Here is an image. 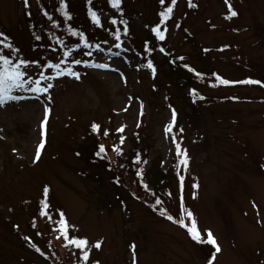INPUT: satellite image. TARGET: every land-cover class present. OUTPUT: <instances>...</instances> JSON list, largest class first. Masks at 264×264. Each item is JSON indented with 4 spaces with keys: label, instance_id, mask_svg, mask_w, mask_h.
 I'll return each mask as SVG.
<instances>
[{
    "label": "rangeland",
    "instance_id": "rangeland-1",
    "mask_svg": "<svg viewBox=\"0 0 264 264\" xmlns=\"http://www.w3.org/2000/svg\"><path fill=\"white\" fill-rule=\"evenodd\" d=\"M229 2L237 12L231 19L225 18V0H192L196 7H189V0H176L175 5L171 0L164 4L122 0L123 18L128 21L125 35L123 25L110 23L121 17L109 0H93L91 5L101 17V26L88 17L86 0H68L72 27L85 33L90 44L86 48L79 36L61 29L49 28V32L58 34L64 45L45 35L41 42L34 39L36 24L30 30L26 17L49 9L63 17L59 0H29L28 8L24 0H0V32H7L24 58L57 62L71 48L68 66L81 73L79 80L65 76L52 81L50 100L18 90L13 94L26 99L0 107V264H44L24 251L19 233L10 228L15 225L29 237L33 226L21 215L29 210H21L42 198L57 215L54 225L60 226L57 219L63 213L69 231L89 240L87 264H133V256L135 264H208L212 256V264H264V86H225L213 75L264 83V0ZM167 7H173V13L160 25L165 32V40L160 41L150 29L160 23L159 13ZM116 28L121 30L119 49L112 35ZM72 59L110 67L74 65ZM148 59L157 68L155 78L142 66ZM41 70L50 74L47 68ZM177 71L184 78L175 75ZM44 107L51 111L41 128ZM172 109L177 118L169 133L165 129L172 124ZM94 123L99 130L93 131ZM94 139L105 146L114 167L137 146L146 156L144 165H135L143 173L152 164L162 172L170 169L175 178L168 173L170 188L167 180L160 181L168 187L163 200L158 198L161 203L149 200L158 195L152 186L147 187V196L141 184L132 180L134 188L129 192L122 185H112L107 174L97 180L92 173L85 176L87 165L75 151L79 146L88 149ZM40 140L45 147L34 162ZM177 143L187 151L186 167L179 163ZM117 193L122 195L119 203ZM185 210L193 213L205 239L207 230L212 231L219 253L193 241L186 228L160 215L164 211L174 220L185 218L190 226ZM47 233L60 254L77 262L56 229ZM97 241L99 249L94 247Z\"/></svg>",
    "mask_w": 264,
    "mask_h": 264
},
{
    "label": "snow or ice",
    "instance_id": "snow-or-ice-1",
    "mask_svg": "<svg viewBox=\"0 0 264 264\" xmlns=\"http://www.w3.org/2000/svg\"><path fill=\"white\" fill-rule=\"evenodd\" d=\"M109 3L113 9H115L120 14V19L117 20L116 18L111 19L110 23L111 25H117L118 23L120 25H123V32L125 35L128 34V21L123 18V10L121 8L122 0H109ZM160 4H164L165 0H159ZM172 5L176 4V0H171ZM225 3L228 5V14L226 15V19H231L232 17H235L237 15V12L233 10L231 3L229 0H225ZM93 4V0H86V6H87V15L90 18L91 22L96 26H101V17L97 13V11L93 10V7L91 6ZM24 5L26 8H28L29 0H24ZM189 7H196L195 4L192 3V0H189ZM68 0H59V11L62 12V15L64 17V21H72L73 15L70 13ZM173 13V7H167L165 10L161 11L159 13L160 17V23L157 24L155 27H152L150 31H152L155 34V37L158 38L160 41L165 40V32H162L160 30V25L164 24L165 21H167ZM30 15V13H29ZM44 17L47 18L48 22H51L53 28H59L61 27V24L64 21L57 22L53 19V16L50 15L47 11L43 13ZM179 27V25H177ZM166 31V29H165ZM67 32L70 34V36H79L80 42H83L84 46L90 47V44L88 42V39L85 37V33L83 31H76L71 25L68 26ZM34 39L36 41H40L42 39L41 35L38 33H33ZM112 35L114 36L115 48L119 49L121 48V30L120 28H116ZM49 38H54L55 42L59 45H64V41L60 39L58 36L55 35L54 32H49ZM79 47V43L76 45ZM96 48L100 51H103V49L100 48V45L97 44ZM5 50H7L5 52ZM53 51H56V49H53ZM72 49L68 48L63 52V58H60L57 62H52L51 60L41 61L38 59H29L24 58L21 50L19 47L15 46L12 42H10V39L5 36L4 33L0 32V107H3L7 102L9 101H19L26 99V97L21 95H14L13 93L18 90H23L25 92H30L34 94V96L39 99L41 95H46L47 99H51V96L49 95V90L54 87V84L52 81L56 80L60 77H74L75 79L79 80L81 77V73L78 71H75L72 67L68 66L67 57H69L72 53ZM161 53L165 51L163 47L159 49ZM109 52H111V49H109ZM88 56H91L92 53L88 52ZM115 55H119V53H116ZM179 59L183 60V57H180ZM71 64L74 65H84L85 67H93L96 69H108L110 67L107 63H90L87 60L82 59H72ZM143 67L151 70V75L153 78H155L157 74V68L154 66L153 60L148 59L146 64L142 65ZM185 68H188L190 72H195V74L199 77L201 75L200 72H196L195 69L190 68L187 64L184 65ZM47 68L50 70V74H45L44 71L41 69ZM35 74V76H34ZM215 79L219 81V84L221 85H230L234 83H241L245 85H262L264 86V83H262L261 80L258 79H245L242 81H229L227 79H224L220 77L218 74H213ZM203 99V97H201ZM141 109L143 108V105H140ZM50 109L47 107L43 108V119L41 121V128H44L48 121V115L50 113ZM177 118V113L175 109H172L171 112V119L172 124H170L165 131L171 132L173 126L175 125ZM100 126L98 124H93L92 129L93 131L99 130ZM119 131L123 132L124 129L120 128ZM182 132L183 129H180ZM107 132H104V135H107ZM121 144H123L124 140L121 138ZM45 143L43 140H40L38 142V146L35 150L34 154V162H38L41 158V150L44 149ZM117 152L120 151V149H115ZM176 155L178 157H182L180 159L179 163L183 166L188 165V157H187V151L181 149V146L179 143L176 144ZM106 154V149L103 144L99 145V150L96 153L97 156L104 158V155ZM264 166V165H262ZM49 189L45 187L43 191L44 197L48 196ZM43 208L47 209L49 207L48 202L45 200L42 202ZM161 201L157 199L155 201L156 205H159ZM255 207V204L253 205ZM186 211L187 218L190 220V226L186 222L185 218H181L178 220H174L172 215H167L166 212L161 211V216H166V218L169 221H173L175 223H178L179 226L186 228L188 234L190 235L191 239L197 243L207 244L214 248L216 253H219L221 251V248L219 244L217 243V240L215 239L213 233L211 230H207L206 232V239L202 236L201 232L198 230L197 221L193 217V213L191 211ZM40 216H47L48 219H51V216L48 215L47 212L40 211ZM60 228L57 229L58 231H61V236L58 237V239H61V241H66L67 243L64 245L65 248H69V246H72L73 249L80 250V254H76L75 252L73 254L77 255V259L82 260L87 264L89 261V254H90V248H89V240L86 237H80L78 235H74L70 233L67 225V221L64 218V214L60 213V219L58 221ZM25 240L28 241L29 237L25 236ZM96 249H99L101 247V242L97 241L94 245ZM133 251L135 250V245H132ZM71 250V249H70ZM36 251L39 252L40 249L36 248ZM215 260V256H212L210 260L208 261V264H212V262ZM95 264H98V261L95 262ZM133 264H135V256H133Z\"/></svg>",
    "mask_w": 264,
    "mask_h": 264
},
{
    "label": "trees",
    "instance_id": "trees-1",
    "mask_svg": "<svg viewBox=\"0 0 264 264\" xmlns=\"http://www.w3.org/2000/svg\"><path fill=\"white\" fill-rule=\"evenodd\" d=\"M47 12L50 15H52L53 19L56 20L57 22L64 21V17H61L58 14L55 15L54 13H51V9L47 10ZM33 17L31 19H30V17H26L27 21L29 20L28 24H27L29 29L31 30V28L34 27V25L36 24V30L34 28L33 32H36L40 35H45V37H47V39L50 41H51V38H49V28L53 29V30L61 29L63 31V33L66 34V33H68L67 32L68 26L73 25V23L71 21H64L61 24L62 27L53 28L51 22L47 21V18L44 17L43 13L39 14V12H38V15L36 14L35 17L34 18ZM44 28L46 31L43 30ZM42 30H43V32L41 33ZM3 33L5 34L6 37L8 36L7 32L6 33L3 32ZM55 35H58V34H55ZM87 35H88V33H87ZM149 36L151 38L154 37V35L152 33H149ZM21 40H22V38H21ZM39 42H41V40ZM169 64H171V63H169ZM171 66L173 67L172 64H171ZM169 69H170V66H169ZM175 75H177L179 78H184L182 75H180L178 73V71L176 72ZM91 143H92V145L88 149L83 148L82 146H79V149H76V151H75L76 155L78 157H80L79 159L83 162V164L87 165V168H85V170L83 169L84 173H85V171H87V173H85V176L88 177L92 173L93 176L97 180L103 176H106V174H107L108 175L107 179L109 181H111L112 185H114L116 188H118L119 186L122 185L129 192H132L133 188H134L133 185L130 184L131 183L130 181L132 180L134 182L133 184H137V183L141 184L140 189H142L144 191L143 194H145L147 196H149V194H148L149 192L147 191V187L152 186V192H155L158 195L150 198L149 200H151V201L153 200L154 204L158 198H160V200L161 199L163 200V195L167 194L165 192V190L168 189L170 182H171L170 178H169L170 180L169 179L167 180L168 173L171 172V171H169L170 169H168L165 172H162L160 169H158V166H159L158 164H156L155 166H153V164H152L151 167L147 171H144V173H143L141 170L142 168L141 167H135V165L138 162H141L142 165H144V157L146 158V156H144V154H142V153L141 154L144 157L140 155V150L138 149L137 146L132 148L131 154L126 155L121 160V164L119 167H114L112 165L110 159L108 158L107 152L104 155L103 159L96 155V153L99 150V145L101 144V142L98 143V141L96 139H94L93 142H91ZM84 157L86 159H84ZM116 169H119L118 171H119L120 176L117 175ZM124 175L126 176V179L122 180V178H124ZM130 176H132V177L130 178ZM172 176H173V173H172ZM137 177H139V178H137ZM173 177L175 178V176H173ZM141 178L144 181L141 180ZM164 180H167L168 187L164 186L160 182V181H164ZM143 182H144V184H142ZM136 193L139 195V192H136ZM169 196L170 195H168L167 197L169 198ZM121 197H122V195L117 193V199H115V201L117 203H119L118 201L121 200ZM45 200L47 201V199L42 198V199H39L36 203L30 201L29 204H26V206L21 210L22 212H23V210H27V211L29 210V212L25 211V212H27V213H25V216L22 213H21V215L29 227H30V225L33 226L32 227L33 230L30 227L32 234L29 235L28 241L25 240V237L20 233L17 226L11 225L10 226L11 231L14 234L19 233V235H17V236L20 239V243H21L24 251L34 254L44 264H79L80 262H83L82 258L80 260L77 259V262L76 261L71 262L68 258H65V256H67L68 254L67 255L66 254H60L56 250L54 244L51 241V238L49 237V234L47 233V230H49L50 228H54L57 230L60 228V226L54 225L55 224V218L57 217V215L54 214V211L50 207L49 203H48L49 207L47 209L43 208L42 202ZM109 204L112 205V203H109ZM40 210L47 212L48 215L51 216V219H48L47 216H42V219H39L38 212ZM59 219L60 218H58L57 220L59 221ZM40 223H41V225H40ZM12 224H14V223H12ZM14 229H15V232H14ZM58 236L59 237L61 236V231H58L57 237ZM43 246L46 248V250L42 249ZM36 248H39L40 251L37 252ZM66 249L68 252H71V253H74V251L75 252L78 251L77 249H73L72 246H69V248H66ZM29 264H38V263H36L34 261H29Z\"/></svg>",
    "mask_w": 264,
    "mask_h": 264
}]
</instances>
